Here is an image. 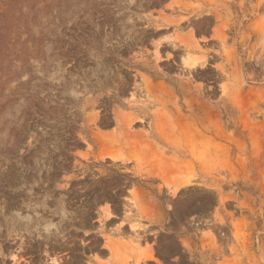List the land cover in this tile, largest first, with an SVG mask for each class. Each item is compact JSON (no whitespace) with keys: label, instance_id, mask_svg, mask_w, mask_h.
Masks as SVG:
<instances>
[{"label":"rangeland","instance_id":"obj_1","mask_svg":"<svg viewBox=\"0 0 264 264\" xmlns=\"http://www.w3.org/2000/svg\"><path fill=\"white\" fill-rule=\"evenodd\" d=\"M177 227L264 264V0H0V264Z\"/></svg>","mask_w":264,"mask_h":264},{"label":"crops","instance_id":"obj_2","mask_svg":"<svg viewBox=\"0 0 264 264\" xmlns=\"http://www.w3.org/2000/svg\"><path fill=\"white\" fill-rule=\"evenodd\" d=\"M168 228V225H167ZM129 230V228H128ZM156 237H149V247L146 248V243L142 242L139 246V250L149 257L141 261L140 264H197L193 262L196 257L195 251L197 244L195 243L192 236L179 234V227L170 230L173 234L158 235L159 230H156ZM153 234L151 233L150 236ZM105 242H103L102 250H104ZM113 245L119 250L118 259H128V264H135L136 257H133L130 253L126 252L127 248H131L130 236L118 237L117 241L112 242ZM127 244V246H126ZM135 249V247H132ZM105 256H97V262L95 264H116L110 260H114L116 253L113 251H104ZM122 264V263H118Z\"/></svg>","mask_w":264,"mask_h":264}]
</instances>
